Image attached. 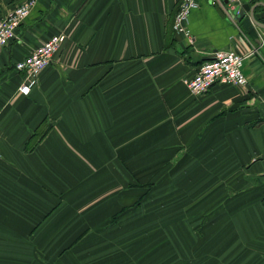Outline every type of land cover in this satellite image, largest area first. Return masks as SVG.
I'll return each mask as SVG.
<instances>
[{"label":"crops","instance_id":"0c3cea01","mask_svg":"<svg viewBox=\"0 0 264 264\" xmlns=\"http://www.w3.org/2000/svg\"><path fill=\"white\" fill-rule=\"evenodd\" d=\"M180 2L38 0L0 50V264H264V28L236 18L264 0H198L191 39ZM219 49L253 52L249 83L194 95Z\"/></svg>","mask_w":264,"mask_h":264},{"label":"built area","instance_id":"2783aa9c","mask_svg":"<svg viewBox=\"0 0 264 264\" xmlns=\"http://www.w3.org/2000/svg\"><path fill=\"white\" fill-rule=\"evenodd\" d=\"M241 0H229L232 8H235ZM38 0H25L16 6L9 14L0 17V50L18 37V29L30 15ZM198 6V0H181L175 14L174 30L191 39V31L188 28V20L191 11ZM68 38L65 31L52 35L33 52L16 63V68L23 72V81L19 92L30 94L38 83L41 71L54 59L62 45ZM253 52L239 53L231 49L216 50L212 58L203 61L193 78L186 83L190 91L201 96L207 93L215 84H234L245 86L249 83L248 77L243 71L245 60ZM1 152V148H0Z\"/></svg>","mask_w":264,"mask_h":264},{"label":"water","instance_id":"95a60500","mask_svg":"<svg viewBox=\"0 0 264 264\" xmlns=\"http://www.w3.org/2000/svg\"><path fill=\"white\" fill-rule=\"evenodd\" d=\"M258 6L264 7V2H258L253 5H250L249 3L242 4L237 10H236V18L241 21L244 16L249 12V15L252 19V21L259 27L264 28V22L259 20L255 15V10Z\"/></svg>","mask_w":264,"mask_h":264}]
</instances>
